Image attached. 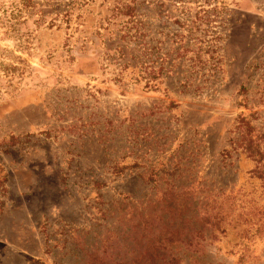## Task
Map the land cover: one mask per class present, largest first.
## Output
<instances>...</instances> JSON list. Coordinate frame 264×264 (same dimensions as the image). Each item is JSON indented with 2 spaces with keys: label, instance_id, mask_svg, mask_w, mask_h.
<instances>
[{
  "label": "rangeland",
  "instance_id": "1",
  "mask_svg": "<svg viewBox=\"0 0 264 264\" xmlns=\"http://www.w3.org/2000/svg\"><path fill=\"white\" fill-rule=\"evenodd\" d=\"M18 3L0 0V264H264V0ZM124 4L147 59L121 48Z\"/></svg>",
  "mask_w": 264,
  "mask_h": 264
},
{
  "label": "trees",
  "instance_id": "2",
  "mask_svg": "<svg viewBox=\"0 0 264 264\" xmlns=\"http://www.w3.org/2000/svg\"><path fill=\"white\" fill-rule=\"evenodd\" d=\"M19 6H21V10L26 11L27 9H29V7H31L32 5V0H19L18 3ZM68 6V5H66ZM5 11V10H3ZM40 12V10H39ZM65 13V14H64ZM63 17H67L69 11L64 12ZM111 16L113 18L114 17H119L121 20L119 21V23H123V28L124 30H126V32L124 33L122 37V45L121 48H123L124 50L128 49L129 52L133 51V52H140V54H144V58L147 59L148 54V48H147V43L146 41L139 35V33H137V31L131 33V29L134 27V23H135V6L133 4V6L126 5L124 4L123 7H113L112 10L110 11ZM59 13H56V18H58L59 16H61ZM40 21H41V25H45L46 20V14L45 12H40ZM110 16V18H111ZM123 19V20H122ZM55 20V19H54ZM39 20H36V24H38ZM52 18L51 20L48 22L50 27L54 26L55 21H53ZM24 22V21H23ZM137 45V47L135 46ZM119 48V47H118ZM137 63V62H136ZM144 68H143V74H144V78H149V79H153L154 78V72L152 73V69L145 63L143 62ZM142 74V75H143ZM184 244H186V248L187 249H191L190 247H192V243L190 241H185ZM105 260H108L107 264H124L125 260L122 259L120 262H116L117 260H114L113 255H107L105 256V258L103 260H101V263L105 264ZM195 264H197V262H194ZM144 264H152L150 263V259L148 257H146V259L144 260ZM164 264H181V258L180 257H175V256H171L167 261H165ZM199 264V263H198Z\"/></svg>",
  "mask_w": 264,
  "mask_h": 264
}]
</instances>
